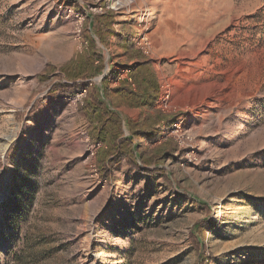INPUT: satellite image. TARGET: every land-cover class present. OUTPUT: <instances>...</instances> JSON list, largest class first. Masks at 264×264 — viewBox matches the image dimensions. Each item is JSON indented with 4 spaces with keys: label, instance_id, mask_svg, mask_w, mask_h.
<instances>
[{
    "label": "rangeland",
    "instance_id": "rangeland-1",
    "mask_svg": "<svg viewBox=\"0 0 264 264\" xmlns=\"http://www.w3.org/2000/svg\"><path fill=\"white\" fill-rule=\"evenodd\" d=\"M106 9L115 40L129 32L160 94L170 92L169 110L155 107L172 123L135 143L145 156L169 140L175 148L148 165L138 157L139 168L116 160L103 178L83 87L101 89L110 73L119 86L137 60L92 32L105 68L75 81L68 70L86 49L85 20ZM62 126L81 133L84 151L60 140ZM204 220L199 251L193 230ZM200 256L264 264V0H0V264Z\"/></svg>",
    "mask_w": 264,
    "mask_h": 264
},
{
    "label": "trees",
    "instance_id": "trees-1",
    "mask_svg": "<svg viewBox=\"0 0 264 264\" xmlns=\"http://www.w3.org/2000/svg\"><path fill=\"white\" fill-rule=\"evenodd\" d=\"M113 22V9H106L103 13L94 14L92 19L85 20L82 38L86 49L84 53L78 56L72 69L68 70L71 77H76L73 78L74 81L81 76H84V78L92 77L105 68L104 57L97 51L92 32L99 37L103 44H106L111 36L115 34L112 27ZM115 37L126 45L129 60H137L136 64H132L129 69L128 78L130 80L123 78L120 80V85L115 87L120 93L118 98L121 100V97H126L132 105L144 107L146 111L140 121L128 120L124 122L110 108L106 99L110 102L113 101L109 85L111 73L103 77L101 89L97 85H85L83 87L87 89V94L84 97V104L81 106L80 111L89 122L88 134L90 139L95 144H103L97 151L99 172L103 178L111 176L110 167L116 160L126 158L132 166L139 168L138 157L148 165L154 160L164 159L166 156L171 155L175 148L174 142L169 140L155 149L150 156H145L143 152L139 151V146L135 143L136 138L139 137L141 141L154 140L158 136V125L160 123L169 125L174 118L155 107L160 94V83L155 73L150 70L149 60H147L144 53L135 51L132 48L129 32L123 30ZM65 69L67 70V67ZM60 86L67 90L70 85L60 84ZM125 127L130 131V135H126ZM154 171L161 172L162 169H154ZM206 223L208 221L204 220L194 225L193 236L199 251L203 248ZM200 260L202 264H208L204 256H200Z\"/></svg>",
    "mask_w": 264,
    "mask_h": 264
},
{
    "label": "crops",
    "instance_id": "crops-1",
    "mask_svg": "<svg viewBox=\"0 0 264 264\" xmlns=\"http://www.w3.org/2000/svg\"><path fill=\"white\" fill-rule=\"evenodd\" d=\"M124 27L125 26H123V28ZM117 31H120V30H117ZM107 43H108V45L112 44V43L116 44V46L118 45L122 49V54L125 55V56L128 55L127 54L126 45L124 43L118 41V40L116 41L113 36H111V38L107 41ZM149 65H150V70L155 73L156 78H157L158 82L160 83V91H161V82H160V79L158 77L157 72L155 71V69L152 66V62L151 61H149ZM128 79L130 80V78H128ZM109 85H110V81H109ZM115 87H118V86H115ZM115 87H112L110 85L111 95L113 96L112 104L114 105V106H110V108L112 110H114V112H116L120 117H124L125 118V120H124L125 122L128 121V120H133L134 122L140 121L143 118L144 114H145L146 108L132 105L130 103V101L127 100L126 97L125 98L121 97V100H119L118 95L120 93L115 89ZM115 106H117L120 110L119 109H115L114 108Z\"/></svg>",
    "mask_w": 264,
    "mask_h": 264
},
{
    "label": "bare ground",
    "instance_id": "bare-ground-1",
    "mask_svg": "<svg viewBox=\"0 0 264 264\" xmlns=\"http://www.w3.org/2000/svg\"><path fill=\"white\" fill-rule=\"evenodd\" d=\"M63 127V126H62ZM64 131L60 134V140L71 149L84 151V144L81 142V133L74 129L68 130L66 126L63 127ZM60 142V141H59Z\"/></svg>",
    "mask_w": 264,
    "mask_h": 264
},
{
    "label": "built area",
    "instance_id": "built-area-1",
    "mask_svg": "<svg viewBox=\"0 0 264 264\" xmlns=\"http://www.w3.org/2000/svg\"><path fill=\"white\" fill-rule=\"evenodd\" d=\"M142 40H145L144 42L146 43L148 41V38L144 36ZM142 47H144V45H142ZM169 96H170V92L167 89L165 92H161L159 98L157 99V106L160 107L165 112L169 110Z\"/></svg>",
    "mask_w": 264,
    "mask_h": 264
}]
</instances>
